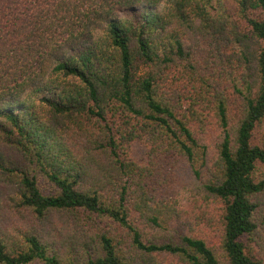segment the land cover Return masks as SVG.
Here are the masks:
<instances>
[{"label":"trees","instance_id":"obj_1","mask_svg":"<svg viewBox=\"0 0 264 264\" xmlns=\"http://www.w3.org/2000/svg\"><path fill=\"white\" fill-rule=\"evenodd\" d=\"M36 263L264 264V0H0V264Z\"/></svg>","mask_w":264,"mask_h":264},{"label":"rangeland","instance_id":"obj_2","mask_svg":"<svg viewBox=\"0 0 264 264\" xmlns=\"http://www.w3.org/2000/svg\"><path fill=\"white\" fill-rule=\"evenodd\" d=\"M133 155L142 163H145L146 158V147L143 144H135L133 149ZM39 264V263H36Z\"/></svg>","mask_w":264,"mask_h":264}]
</instances>
